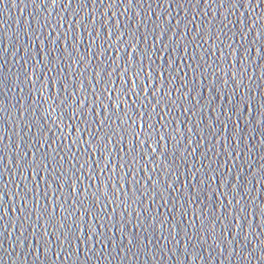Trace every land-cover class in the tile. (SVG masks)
<instances>
[{"label": "water", "instance_id": "water-1", "mask_svg": "<svg viewBox=\"0 0 264 264\" xmlns=\"http://www.w3.org/2000/svg\"><path fill=\"white\" fill-rule=\"evenodd\" d=\"M0 264H264V0H0Z\"/></svg>", "mask_w": 264, "mask_h": 264}]
</instances>
